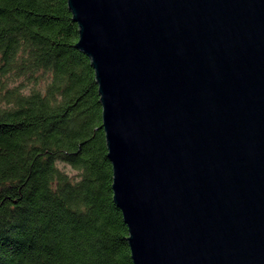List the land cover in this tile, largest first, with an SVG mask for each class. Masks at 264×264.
Segmentation results:
<instances>
[{
    "label": "water",
    "instance_id": "obj_1",
    "mask_svg": "<svg viewBox=\"0 0 264 264\" xmlns=\"http://www.w3.org/2000/svg\"><path fill=\"white\" fill-rule=\"evenodd\" d=\"M133 264H264V0H67Z\"/></svg>",
    "mask_w": 264,
    "mask_h": 264
},
{
    "label": "trees",
    "instance_id": "obj_2",
    "mask_svg": "<svg viewBox=\"0 0 264 264\" xmlns=\"http://www.w3.org/2000/svg\"><path fill=\"white\" fill-rule=\"evenodd\" d=\"M67 0H0V264H133Z\"/></svg>",
    "mask_w": 264,
    "mask_h": 264
}]
</instances>
